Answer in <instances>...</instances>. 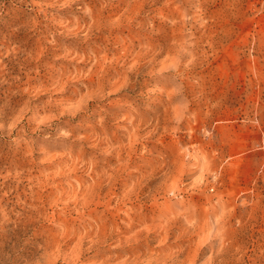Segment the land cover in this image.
<instances>
[{"label":"rangeland","instance_id":"1","mask_svg":"<svg viewBox=\"0 0 264 264\" xmlns=\"http://www.w3.org/2000/svg\"><path fill=\"white\" fill-rule=\"evenodd\" d=\"M0 264H264V0H0Z\"/></svg>","mask_w":264,"mask_h":264}]
</instances>
